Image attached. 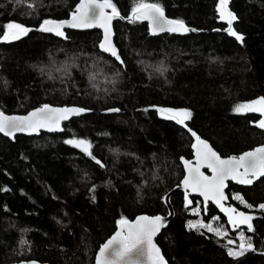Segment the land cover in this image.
Segmentation results:
<instances>
[{
  "label": "trees",
  "instance_id": "obj_1",
  "mask_svg": "<svg viewBox=\"0 0 264 264\" xmlns=\"http://www.w3.org/2000/svg\"><path fill=\"white\" fill-rule=\"evenodd\" d=\"M78 2L35 0L32 9L0 0V25L17 21L34 29L0 42V111L27 113L44 104L90 110L64 121L63 131L0 133V264H93L120 219L167 214L165 194L180 183L182 158H192L194 138L162 117L159 107L190 110L188 128L223 156L264 143V129L255 123L262 115L233 112L238 103L264 97V0H229L242 43L224 32L218 0H145L160 3L168 17L195 31L152 34L147 21L115 18L123 65L99 49V29H65L66 38L35 30L46 18L69 17ZM135 2L113 0L124 17ZM65 66L70 74L56 71ZM68 139L90 141L96 159ZM227 191L229 206L253 216V230L234 228L212 203L205 212L199 196L188 193L193 203L186 207L185 192L177 190L171 196L175 214L156 237L169 264H264V177L250 186L230 183ZM196 220L227 236L189 229ZM241 232L254 250L229 256L228 247L238 250ZM229 239L235 243L228 245Z\"/></svg>",
  "mask_w": 264,
  "mask_h": 264
},
{
  "label": "snow or ice",
  "instance_id": "obj_2",
  "mask_svg": "<svg viewBox=\"0 0 264 264\" xmlns=\"http://www.w3.org/2000/svg\"><path fill=\"white\" fill-rule=\"evenodd\" d=\"M16 4L27 3V7L35 9V0H15ZM229 0H218L217 11L219 19L226 21L228 28L225 29L229 35L235 37L241 43L244 37L236 32L232 25L237 19L234 13L228 8ZM110 9V11H108ZM114 18L127 19L129 22L147 21L151 27L152 34L161 32L170 33H187L195 31L187 27L183 20L168 19L165 16L162 5L158 2L148 3L145 0H136L131 9V14L127 17L120 15L113 0H79L75 9L71 12V18L68 20L44 19L38 29L46 33H54L57 36L65 37L63 31L67 26L73 29H91L100 28L103 30V38L98 47L105 53H109L121 65L124 61L118 54V50L113 44L112 21ZM0 42H12L21 39L34 29L17 21H10L0 25ZM66 38V37H65ZM163 73L166 69L160 67L156 69ZM56 71L63 72L65 75L70 74L69 68H58ZM95 74L89 75V80L95 81ZM96 87V85H93ZM89 109L75 106H58L54 107L44 104L24 116H9L0 111V133L9 137H15L17 132H39L41 129L49 131H63L62 122L70 120L73 116H78ZM111 112H119L120 109H109ZM159 114L168 119L176 121L178 124L187 128L196 143L192 145L195 149V162L182 158L186 175L182 181L185 188L186 207L191 206L193 201L188 199V190L199 193L204 198V210L207 212V205L211 201L215 203L220 211L228 217V223L234 228L241 225H247L249 231H252L251 221L253 216L244 211H239L232 206H225L224 201L228 197L224 193L226 181L237 180L240 184L251 185L255 179L264 177V145L259 146L251 151H246L239 156H230L223 159L212 149L207 141L201 139L192 129L188 128L186 121L192 118V112L188 109L157 108ZM233 112L237 114L260 113L264 116V97H259L249 102H242L234 105ZM256 125L264 129V118L255 122ZM65 143L73 145L92 159H96L91 152V142L86 139H68ZM97 164H101L96 160ZM103 166V165H101ZM210 170L211 175H206L202 168ZM7 191L8 189H3ZM234 199L241 203H246L241 196H235ZM248 208L253 205L246 204ZM264 209V203L259 205ZM191 211L199 216L200 208H192ZM213 219H218L214 217ZM164 217L162 216H139L134 222L122 218L118 221L120 230L107 240L99 248V253L95 258V264H167L160 249L153 242V237L163 227ZM189 229L201 228L207 229L208 232H214L217 236H227L226 231L220 228H214L212 224L205 223L202 220L189 221ZM22 245H27L28 241L21 240ZM235 241L229 239L228 245L234 244ZM237 249L228 247L227 254L232 257L244 255L246 251L254 250L251 237H246L244 232L240 233V243ZM35 264V262H33Z\"/></svg>",
  "mask_w": 264,
  "mask_h": 264
},
{
  "label": "water",
  "instance_id": "obj_3",
  "mask_svg": "<svg viewBox=\"0 0 264 264\" xmlns=\"http://www.w3.org/2000/svg\"><path fill=\"white\" fill-rule=\"evenodd\" d=\"M78 3H79V2H78ZM228 8H229V6H228ZM229 10L231 11L230 8H229ZM108 11H110V9H109ZM231 12H232V11H231ZM232 13H233V12H232ZM165 16H166L168 19H172V18L168 17L166 14H165ZM70 18H71V15H70L69 17H67V18H64V19H54V18H51V19H54V20H68V19H70ZM114 19H115V18H114ZM114 19H113V21H112V29H113V33L115 34V30H114ZM185 25H186V24H185ZM149 26H150V25H149ZM232 27H233V25H232ZM227 28H228V25H227V27H226L225 29H227ZM65 29H73V28H69V27L65 26L64 29H63L64 33H65ZM93 29H99V30L101 31V33H102V38H103V30L100 29V28H91V29H74V30L87 31V30H93ZM150 29H151V27H150ZM233 29H234V27H233ZM224 32H227V31L224 30ZM50 34H52V35H54V36H57V35H55L54 33H50ZM114 34H113V37H112L113 44L115 45L116 49L118 50V54L120 55L119 48H118V46H117V44H116V42H115ZM58 37H59V36H58ZM102 38H101V40H102ZM100 42H101V41H100ZM107 54H109V53H107ZM109 55H110V54H109ZM120 57H121V55H120ZM113 58H114V57H113ZM49 105H52V106H54V107H58V106H75V107H80V106H76V105H54V104H49ZM39 107H40V106H39ZM36 108H38V107H35V108L31 109V110L28 111L27 113H13V114H9V113H6V112H4V111H3V112L5 113V115H9V116H24V115H27L29 112L33 111V110L36 109ZM81 108H82V107H81ZM84 109H85V108H84ZM86 112H87V111H86ZM84 113H85V112H84ZM61 126L63 127V122H62V125H61ZM41 131H47V132H59V131H49V130H47V129H41L39 132H33V133H29V132H17L16 134L22 133V134H27V135H36V134H39ZM1 134H3V133H1ZM3 135H5V134H3ZM5 136H6V135H5ZM198 136H199V135H198ZM8 137H9V136H8ZM199 137H200V136H199ZM193 138H194L193 144H195V143H196L195 137H193ZM200 138L203 139V140H205V141H207L208 144L212 147V149H213L214 151H216V152L220 155L221 158H223V159H227L228 157H230V156H223V155H221V154L216 150V148L211 144V142H210L209 140H207V139H205V138H203V137H200ZM262 145H264V143H262V144L256 146L255 148H257V147H259V146H262ZM255 148H252V149H249V150H245V151L241 152L240 154H238V155H236V156H239V155L243 154V153L246 152V151H251V150H253V149H255ZM187 160H191V161L195 162V149H194V148H193V156H192V158L187 159ZM183 168H184V165H183ZM201 171H203L206 175H211L210 170L207 169L206 167L202 168ZM185 175H186V171H185V168H184V175H183V177H182L180 183H179L178 185H176L174 188H172L169 192H167V193L165 194L164 200H165V203H166V205H167V207H168V213H167V214H155V215H152V214H148V213H142V214H138V215L135 216L133 219H128V220L131 221V222H134L135 219H136L137 217H139V216H149V217H153V216H162V217H164L163 225L165 226V225H166V224H167V223L173 218V216H174V214H175V210H174L173 205H172V202H171V196H172V194H173L175 191H177V190H181V191L185 192V188H184V186H183V184H182V181H183ZM261 178H262V177H260V178H258V179H255L254 182L258 181V180L261 179ZM254 182H253V183H254ZM225 183H226V187H225V189H224V193H225V195L228 197V199H227L226 201H224V203H228V202L230 201L229 194H228V191H227L230 183L238 184V185H241V186H250V185L240 184L237 180H231V179L227 180ZM251 185H252V184H251ZM188 193L191 194V195L199 196V197L201 198V200H202V202H203V206H204V198H203V196H201L199 193H194V192H192L190 189L188 190ZM210 203H212V204H214L215 206H217L215 203H213V202H211V201L208 203V205H209ZM208 205H207V206H208ZM217 207H218V206H217ZM164 226L161 227V228H160V231H159V232L153 237V242H154V243L156 244V246L160 249L161 254L164 256V258H165L167 264H169L168 261H167V259H166V257H165V255H164L163 252H162V248H161V246H160V245L157 243V241H156V237H157V236L159 235V233L162 231V229L164 228ZM119 230H120V225L118 224L116 230H115V231H114V232H113V233H112V234H111V235H110V236H109V237L103 242V244L106 243L107 240L110 239V238L116 233V231H119ZM103 244H102V245H103ZM102 245H101V246H102ZM101 246H100V247H101ZM100 247H99V248H100ZM98 253H99V249H98L97 252H96L95 258H96V256L98 255ZM33 262H35V264H51V263H49V262H41V261H38V260H22V261H17V262H11V263H8V264H33ZM93 264H95V259H94Z\"/></svg>",
  "mask_w": 264,
  "mask_h": 264
},
{
  "label": "flooded vegetation",
  "instance_id": "obj_4",
  "mask_svg": "<svg viewBox=\"0 0 264 264\" xmlns=\"http://www.w3.org/2000/svg\"><path fill=\"white\" fill-rule=\"evenodd\" d=\"M225 206H229L227 203H225Z\"/></svg>",
  "mask_w": 264,
  "mask_h": 264
},
{
  "label": "rangeland",
  "instance_id": "obj_5",
  "mask_svg": "<svg viewBox=\"0 0 264 264\" xmlns=\"http://www.w3.org/2000/svg\"><path fill=\"white\" fill-rule=\"evenodd\" d=\"M251 101H252V100H251ZM247 102H249V101H247ZM262 118H264V116H262ZM262 118H261V119H262Z\"/></svg>",
  "mask_w": 264,
  "mask_h": 264
}]
</instances>
